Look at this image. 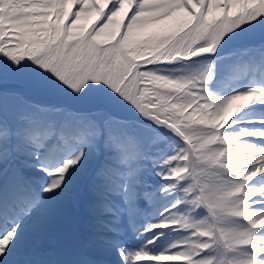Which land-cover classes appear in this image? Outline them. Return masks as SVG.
<instances>
[{
    "label": "snow or ice",
    "instance_id": "obj_1",
    "mask_svg": "<svg viewBox=\"0 0 264 264\" xmlns=\"http://www.w3.org/2000/svg\"><path fill=\"white\" fill-rule=\"evenodd\" d=\"M255 110L264 0H0V264H264Z\"/></svg>",
    "mask_w": 264,
    "mask_h": 264
},
{
    "label": "bare ground",
    "instance_id": "obj_2",
    "mask_svg": "<svg viewBox=\"0 0 264 264\" xmlns=\"http://www.w3.org/2000/svg\"><path fill=\"white\" fill-rule=\"evenodd\" d=\"M258 114L259 113H257V112H253V113H250V114H246L244 118L245 119H255V118H257Z\"/></svg>",
    "mask_w": 264,
    "mask_h": 264
},
{
    "label": "rangeland",
    "instance_id": "obj_3",
    "mask_svg": "<svg viewBox=\"0 0 264 264\" xmlns=\"http://www.w3.org/2000/svg\"><path fill=\"white\" fill-rule=\"evenodd\" d=\"M93 18H94V15H93ZM90 22V21H89ZM257 113H259V112H257Z\"/></svg>",
    "mask_w": 264,
    "mask_h": 264
}]
</instances>
